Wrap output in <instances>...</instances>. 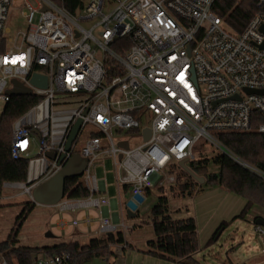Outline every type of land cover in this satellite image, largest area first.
Returning a JSON list of instances; mask_svg holds the SVG:
<instances>
[{"label":"built area","instance_id":"2783aa9c","mask_svg":"<svg viewBox=\"0 0 264 264\" xmlns=\"http://www.w3.org/2000/svg\"><path fill=\"white\" fill-rule=\"evenodd\" d=\"M15 1L0 0V99L10 100L13 80L42 99L13 127L11 155L27 160L26 180L6 182L4 188L19 189L33 201V190L80 153L88 160L82 180L89 195L65 197L56 206L61 214L86 213L71 220L72 227L97 225L102 236L132 228L90 214L110 204L100 194L102 181L91 173L103 153L114 161L118 184L130 187L134 212L148 189L176 184V175L168 172L174 160L204 170L196 154L202 141L264 181L262 169L238 157L216 135L250 132L256 115L263 118L257 131L264 133V93L246 92L264 91V0H257L261 11L242 33L214 13L217 0H77L74 11L67 5L76 0H24L29 27L8 50L6 22ZM120 39L128 40L123 53L113 48ZM109 61L116 64L112 76ZM35 73L47 76V89L32 85ZM78 120L82 124L68 151ZM88 125L91 137L78 151ZM146 128L151 130L147 141ZM130 131L143 141L133 145L134 137L126 135ZM60 226L65 229L67 223ZM255 230L264 237V227ZM69 259L66 253L33 264H67ZM0 264L10 263L0 258Z\"/></svg>","mask_w":264,"mask_h":264},{"label":"trees","instance_id":"16d2710c","mask_svg":"<svg viewBox=\"0 0 264 264\" xmlns=\"http://www.w3.org/2000/svg\"><path fill=\"white\" fill-rule=\"evenodd\" d=\"M76 5L77 0L76 4H68L67 7L74 11ZM213 11L224 20L230 30L242 33L256 14L261 11V8L257 0H217ZM127 43V39H120L114 43L113 48L117 52L123 53L129 48ZM107 64L111 66L109 75H114L116 64L110 61ZM41 99L42 97L37 95L11 97L5 104L0 116V209L6 207L1 201L4 183L24 182L27 175V160H15L11 155L14 124L37 105ZM262 121L263 118L256 115L252 131L219 132L216 135L219 141L234 154L264 171V133L257 131ZM94 135L97 136L98 134L95 133ZM199 157L205 170L208 169L211 161L218 166V173H209L211 181L219 182L246 195L248 200L245 208L233 220L240 219L255 224L257 219H264V216L259 213L253 218L248 217L255 206L264 209V181L262 179L220 152L213 158H206L203 153L199 152ZM189 167L196 174H201L197 164L191 163ZM168 172L174 173L177 181L175 185L156 188L160 196L151 209L147 221L148 224H152L155 237L147 242V249L143 253L179 264H199L194 257L200 250L196 220L193 217L175 218L171 211L168 193L172 195L175 193L174 188H178L180 189L178 193L180 197H192L198 192L199 187L202 190V186L186 173L175 160ZM65 189L68 198H84L89 195L82 178L67 179ZM151 192V189L147 190L148 194ZM232 193L237 195L236 192ZM21 205L22 210L16 218L11 234L6 240L0 242V258L5 259L10 264H33L36 254L39 253L48 257L69 253L70 259L67 264H84L94 258H103L106 264H114L113 260L110 259L111 256L115 258L112 247L126 244L123 232L119 231L114 234L92 237L87 242L62 240L48 246L18 245L21 229L36 208L33 201H26ZM256 211L260 212V210ZM222 228L220 226L207 247L213 245L217 233Z\"/></svg>","mask_w":264,"mask_h":264},{"label":"rangeland","instance_id":"374dc122","mask_svg":"<svg viewBox=\"0 0 264 264\" xmlns=\"http://www.w3.org/2000/svg\"><path fill=\"white\" fill-rule=\"evenodd\" d=\"M24 5V0H18L13 2L10 6L5 33L7 39L6 47L8 50L14 49L16 43H20L22 34L28 30L29 25L27 19L22 14ZM97 57L103 59L102 51H97ZM5 104L6 103L0 99V116ZM92 129L93 127L88 125L83 130L78 141V151H81L85 142L91 137ZM138 134V132L134 131L126 133V135H128L127 137H134L133 145H137L143 141L142 137L137 136ZM139 137L141 138L140 141L138 139ZM202 144V149L196 152L198 156L199 152H201L206 158H213L219 153V150L209 142L202 141ZM218 172V166L211 161L208 169L201 171L199 176H204V174H206V176L209 177V173ZM91 173L96 175L99 180L106 179L111 189L117 187L114 161L109 155L104 153L101 154L91 167ZM210 183L201 185L202 190H200L201 188L199 187L197 190L198 192L192 197H180L178 194L180 189L178 188H174L175 193L172 195L171 193H168L171 211L175 218H195L199 231L198 242L199 246L201 245L202 248L207 246L212 236L218 231L219 224H222L223 219L225 218V213L229 214L228 221L230 222L226 225V228L221 230V234L220 232L217 233V241H215L211 247L205 248L201 251L199 260L203 264H229V260L234 264H264V237L256 232L255 224L240 219L232 221L236 214L234 212L239 211V213H241L243 208H245L248 200L246 195L219 182L217 183L210 180ZM230 189L243 194L240 195L236 193L238 199H240L239 201H234L232 193L234 191L231 192ZM111 196L112 195L109 194V198ZM159 196V191L157 189H152L150 194H145L146 198L142 205L137 206L136 212H139L137 218L129 220L127 216L124 215V221L136 227L134 230L126 233V238L128 242L137 247L147 248V242L155 237L153 226L151 223L148 224L147 221L150 211L157 203ZM121 199L124 210H127L126 205L131 201L132 195L127 193L126 195H123ZM1 201L6 207L0 209V242L6 240L11 234L16 218L22 210L21 204L31 200L28 197L21 195L19 189L4 188ZM222 203L223 205L219 207ZM230 203L231 205L237 203L239 207L237 206V209L231 210L225 208V205L227 204V206H231ZM241 204H243L242 207ZM256 210H260V212H257ZM54 212L58 211L54 209ZM258 213L264 216V209L255 206L248 217L253 218ZM55 219L56 216L50 215L46 206L37 205L27 223L21 229V233L18 237V245L48 246L56 244L62 240L69 241L71 239L70 236L72 235V231L70 233L57 232L54 227ZM217 221L220 223L218 224ZM49 231L52 232L55 237H47V232ZM85 240L86 239H82V242ZM113 250L114 248H112V251ZM36 256L43 257L44 254L39 253L36 254ZM110 259L114 261L115 258L111 256ZM84 264H106V261L103 258H94Z\"/></svg>","mask_w":264,"mask_h":264},{"label":"crops","instance_id":"0c3cea01","mask_svg":"<svg viewBox=\"0 0 264 264\" xmlns=\"http://www.w3.org/2000/svg\"><path fill=\"white\" fill-rule=\"evenodd\" d=\"M114 171H115V179L117 182L119 172L116 170L115 166H114ZM100 181H102V192L100 194L106 196L110 200V204L107 207H104L102 210L92 211V212H90V214L97 219H99L101 217H110L111 219H113L116 222L120 220L125 225L132 227L131 229H129L127 231H122L124 236H125L126 244L116 245V246L112 247V248H114V250L112 252L115 254V259L113 261L114 264H179V263H174V262H170V261H166L163 259H159V258H155V257L149 256V255H146L145 253H143V251H145L147 248L137 247L134 244L128 242V240L126 238V233L131 231V230H134V228H133L134 225L128 224L126 221H124V215H126L129 220H133V219L137 218V216L139 215L138 214L139 212H135L136 217L129 218L128 214H127L128 204L126 205L127 210H124L122 202H121L122 201L121 198L123 195H126L127 193L131 194V189L129 186H120L118 184V182H117V187L111 189L109 184H108V181L106 179H100ZM104 181H105V184H104ZM205 184H203V185H205ZM212 184H216V183H212ZM230 190L236 192L237 194L243 195L241 193H238V191H236V190H232V189H230ZM109 194L112 195L111 196L112 198L111 197L109 198ZM233 199H234V201L240 200V199H238L237 195H235V194H233ZM242 202H244V201H242ZM223 203L220 204L219 207L222 206ZM227 205H225V208H227V209L229 208V210L237 209L239 207L237 203H235L234 205H231V203H230L231 206H227ZM242 205L243 204H241V207H242ZM36 207H37V205H36ZM46 207L48 208V212L50 213V215L56 216V219L54 221L55 222L54 227H55L57 232L70 233L72 231V235L70 236L71 239L69 241H72V240H81L82 241V239H86L84 242H87L92 237H100L96 232L97 225H95L93 228H87L84 225H81L79 227H72V225L70 224L71 220H73L75 218H82L84 215H86V213L81 212V213H77V214L76 213L75 214H72V213L61 214L59 212L57 206H53V207L46 206ZM54 209H56L58 212H54ZM234 213H236L235 217L240 214L239 211L234 212ZM235 217H233V219ZM233 219H232V221H233ZM64 222L67 223V226H65V229L61 228V226H60V224H62ZM217 222H218V224L220 223L219 221H217ZM219 225L222 227L224 226L223 223L219 224ZM220 226H219V228H220ZM224 227H226V225ZM213 236H212V238H213ZM216 241H217V238H216ZM205 248H208V247L205 246L202 248L200 245L199 252L194 256L195 260L198 261L199 264H203L199 260V256L201 254V251H203V249H205ZM234 249H236V248H234ZM43 257H45V255ZM37 258H42V257L36 256L35 260ZM229 264H234V263L229 260Z\"/></svg>","mask_w":264,"mask_h":264},{"label":"water","instance_id":"95a60500","mask_svg":"<svg viewBox=\"0 0 264 264\" xmlns=\"http://www.w3.org/2000/svg\"><path fill=\"white\" fill-rule=\"evenodd\" d=\"M262 31L264 32V27H262ZM264 48V44L261 46ZM32 85L40 89H47L48 87V78L45 75L35 73L31 79ZM13 88L8 91L11 97L18 96H32V89L26 87L23 83L13 80L12 82ZM247 93H260L263 94L264 91H252L246 89ZM235 98H239L235 96ZM82 121L78 120L74 125L71 134L69 136L67 150L69 151L78 135L80 130ZM144 140L147 141L151 137V130L149 128L144 129ZM125 148H128V144H121ZM49 157L54 159L55 154L50 153ZM188 161H181L179 166L188 173L195 181H197L200 185L206 183V179L203 176H199L196 174L188 165ZM88 166V160L83 157L80 153L74 154L58 171L55 175L42 182L33 190V202L36 205L42 206H56L61 200L66 197V180L69 178H82ZM130 208L127 211L129 218L136 217V213L134 210L136 207L132 205L131 202L128 203ZM229 214L225 213V218L223 219V225H228L230 221ZM255 225L264 227V219H257L255 221ZM223 226L222 230L225 228ZM221 234V231H220ZM47 237H55L52 232H47Z\"/></svg>","mask_w":264,"mask_h":264}]
</instances>
